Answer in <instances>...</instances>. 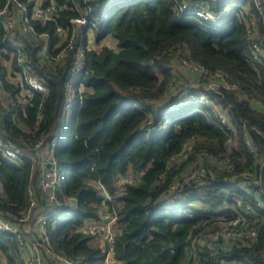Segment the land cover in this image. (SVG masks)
<instances>
[{
	"label": "trees",
	"instance_id": "1",
	"mask_svg": "<svg viewBox=\"0 0 264 264\" xmlns=\"http://www.w3.org/2000/svg\"><path fill=\"white\" fill-rule=\"evenodd\" d=\"M182 1L0 0V11L7 9L0 14V147L18 150L16 159L0 150V215L38 247L42 264H61L59 256L105 264L107 245L82 231L104 213L115 215L112 264H181L192 248L204 256L201 264H264V59L251 44L264 51V14L256 4L264 10V0H187L214 13L238 4L220 25L181 10ZM39 2L55 6L51 18L35 16ZM18 3L26 31L18 26ZM82 16L85 25L71 22ZM11 17L21 63L6 45ZM250 20L255 28L247 38ZM60 26L65 36L56 33ZM88 30L95 42L109 36L114 45L87 49ZM67 42L71 47L58 55ZM78 48L83 61L74 69ZM184 59L237 87L206 88L198 71L177 75L172 66ZM23 68L46 89H28ZM193 77L201 85L190 84ZM196 93L213 104L187 101ZM217 110L233 130H224ZM42 167L58 179L52 199L39 185ZM247 169L243 198L258 215L255 239L244 245L221 238L207 252L218 228L213 218L229 204L225 178ZM164 199L193 206L186 205L187 214L176 206L159 213ZM46 212L41 234L33 232L35 216ZM0 264H26L17 234L0 231Z\"/></svg>",
	"mask_w": 264,
	"mask_h": 264
},
{
	"label": "built area",
	"instance_id": "2",
	"mask_svg": "<svg viewBox=\"0 0 264 264\" xmlns=\"http://www.w3.org/2000/svg\"><path fill=\"white\" fill-rule=\"evenodd\" d=\"M115 1H122V0H115ZM257 4V9L264 14V10L260 4V2H256ZM18 6L20 8L21 16L20 19L18 20V26L23 30L26 31L29 29V24L27 22V19L25 17L26 15V10L24 5H21L18 3ZM179 8L187 13H189L192 16H198L202 18L203 20L209 21L213 24L220 25L223 20L225 19V14L226 11L219 12V13H214L210 11L205 5L201 4H189L187 0H183L179 4ZM55 6L53 5H48L44 6L42 3H38L34 7V14L37 18L40 20H47L51 18L54 14L53 12L55 11ZM2 12H7V9L4 7L2 11H0V14ZM223 14V15H222ZM71 22H77L81 25H85L87 23L86 17L82 16L79 18H73L71 19ZM6 28L9 31V35L7 36V42L6 45L12 46L15 48L18 56V61L21 63L23 61V55L21 51V43L17 42L16 39H14L13 35V28L15 24V19L14 17H11L10 19H7L5 21ZM255 28V24L253 20H250V22L247 24V38H252L253 35V30ZM56 33L59 36H65L66 30L64 27H57L56 28ZM89 43V41H88ZM87 43V44H88ZM72 42H67L66 46H64L58 55H62L67 49L71 47ZM252 47L255 51L254 56L256 57L257 54L259 56H263L264 59V51L262 50V47L256 43L255 41L251 42ZM87 49L88 46L86 45ZM83 61V52L81 48H78V50L75 53V66L74 69H80L81 68V63ZM185 67L188 71L194 72L198 71L197 73L202 75V76H208L211 78L212 83L208 88H214L218 86L226 87V88H233L235 89L237 87L235 82H227V79L221 75V74H215L213 77L211 76L210 72L205 70V68H199L194 65L191 67V65L186 62V59H184ZM188 63V64H187ZM197 69V70H196ZM23 75L26 76L27 78V84H28V89L30 90H39L43 91L45 90V85L37 78L30 77V72H28L25 68L22 70ZM207 74V75H204ZM209 83H207L208 85ZM245 94V93H244ZM200 99L204 101L206 104H213V101H210V99L205 96L204 94L201 93H196L195 95L191 94L189 97H187V101H194ZM215 105V104H214ZM216 109L217 106L215 105ZM218 115H219V122H221L222 127L224 130H233V125L231 122L228 120V116L225 111L222 110H217ZM225 144L230 145L232 142V135L228 134L225 139ZM247 147L248 149L253 152L254 147L253 145L247 140ZM1 153L2 154H9L13 159H16L18 157L17 152L18 150L15 148L14 153L10 152L6 149V146H1L0 147ZM48 160L49 158L46 157ZM262 163L264 164V153L262 155ZM227 167L230 168L232 166V163L228 162ZM140 174V171L138 172ZM252 174V171L250 169H247L244 172H238L231 177H226L225 179H228L230 182L229 186V191L224 193L225 196L228 197L229 199V204L228 205H222L223 207L219 209V215L213 218V223L212 226H218L217 229H215L213 232H210V238L207 240L206 244V251H213L216 249L217 244L221 238L225 240L229 239H235L241 241L244 245H248L251 241L255 239V236L258 231V224H257V219L258 215L255 212L253 208V204L244 199L243 197L248 196L246 194L248 190V184L245 182L246 180H251L250 176ZM191 177L194 176V172L190 175ZM260 176V173H259ZM262 176V174H261ZM129 178V177H128ZM38 181L39 185L41 186L42 190L44 191L45 195L52 199L53 197V187L56 186L58 183V179H56V175L52 174L51 171L47 170L45 167H42L39 170L38 173ZM242 193V196L240 195ZM171 200H160L157 202V205L162 208V212L165 211V208H168L169 206H176L178 207L177 210L181 212V214H187L189 212V209L186 208V205L193 206L192 203H188L187 201L184 203H175L174 205L169 204ZM34 202H32L33 204ZM258 210L263 208V203L260 200H256V207ZM51 213L46 212L43 215L35 216L32 231L33 232H40L41 234V229L43 224L47 223L48 219L50 218ZM114 222H115V215L114 214H103L102 219L99 221L96 220H89L86 221L85 224L82 226V231L86 234H91V235H96L98 240L101 243H105L107 245V252L105 256V264H112L114 259L112 257V248H113V243L115 240V228H114ZM0 231L5 232V233H10L14 236V234H17V241L18 245L20 247V252L24 256V260L26 264H42V259L40 257V252L38 247L35 246V244H30L29 242L26 241L24 234L19 230L16 226H13L10 223V220L2 217L0 215ZM192 248V247H191ZM204 259V256H201V253L196 255L194 248L190 249L189 253L185 255L181 259V264H201L202 260ZM58 261L61 264H70V261L64 257H58ZM227 264V263H223Z\"/></svg>",
	"mask_w": 264,
	"mask_h": 264
},
{
	"label": "rangeland",
	"instance_id": "3",
	"mask_svg": "<svg viewBox=\"0 0 264 264\" xmlns=\"http://www.w3.org/2000/svg\"><path fill=\"white\" fill-rule=\"evenodd\" d=\"M111 2L112 1H114V0H110ZM236 7H238V4H236L235 2L230 6V5H226L222 10H221V12H223V11H226L227 13H230V15H231V13H233L234 11H233V9L234 8H236ZM223 15V14H222ZM223 16H226V15H223ZM92 32L90 31V30H88V37H89V43L87 44V46H88V48H94V49H98V48H100V46H102V45H109V46H113L114 45V41L112 40V39H110L109 38V36L108 37H105L103 40H100V42H95L94 41V39L92 38ZM175 59V58H174ZM186 64V63H185ZM184 64V65H185ZM188 64V63H187ZM172 70H173V72H178V73H176L177 75H179L180 76V74H183L182 76H186V74H188V73H191V74H194V72H191V71H188L185 67H183V66H179V65H176V64H174L173 66H172ZM198 76H200V77H203V80H204V82H206V83H209L208 85H206V88H208L209 86H210V84L212 83V79L211 78H207V77H205V76H202V75H200V74H198ZM206 78V79H205ZM192 79H195L196 80V77H193V78H189V80H190V84H194L195 86H197V85H201V83L199 82V83H197V82H195V80H192ZM196 92V91H195ZM193 95H195V94H193ZM187 98V97H186ZM172 115H173V113H172ZM49 158V157H48ZM55 170V169H54ZM51 173L52 174H55V171H51ZM60 174H62V172L60 173ZM57 185H59V183L57 184ZM53 198V197H52Z\"/></svg>",
	"mask_w": 264,
	"mask_h": 264
},
{
	"label": "clouds",
	"instance_id": "4",
	"mask_svg": "<svg viewBox=\"0 0 264 264\" xmlns=\"http://www.w3.org/2000/svg\"><path fill=\"white\" fill-rule=\"evenodd\" d=\"M169 207H170V206H169ZM162 210H163V209H161V210L159 211V213H162ZM163 212H164V211H163Z\"/></svg>",
	"mask_w": 264,
	"mask_h": 264
},
{
	"label": "water",
	"instance_id": "5",
	"mask_svg": "<svg viewBox=\"0 0 264 264\" xmlns=\"http://www.w3.org/2000/svg\"><path fill=\"white\" fill-rule=\"evenodd\" d=\"M171 245V243H169V246Z\"/></svg>",
	"mask_w": 264,
	"mask_h": 264
}]
</instances>
